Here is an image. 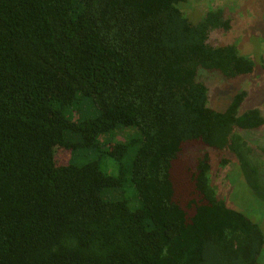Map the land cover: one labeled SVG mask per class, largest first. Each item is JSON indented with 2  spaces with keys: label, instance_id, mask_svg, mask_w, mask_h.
<instances>
[{
  "label": "trees",
  "instance_id": "1",
  "mask_svg": "<svg viewBox=\"0 0 264 264\" xmlns=\"http://www.w3.org/2000/svg\"><path fill=\"white\" fill-rule=\"evenodd\" d=\"M187 1L0 0V264H258L264 231L218 195L210 151L264 200L243 134L264 116L243 91L211 107L198 79L257 62L210 42L222 10L193 22Z\"/></svg>",
  "mask_w": 264,
  "mask_h": 264
},
{
  "label": "rangeland",
  "instance_id": "2",
  "mask_svg": "<svg viewBox=\"0 0 264 264\" xmlns=\"http://www.w3.org/2000/svg\"><path fill=\"white\" fill-rule=\"evenodd\" d=\"M181 8L193 22L200 21L209 9L222 10L224 21L230 27L224 29L221 26L213 29L209 37L210 42L214 45L234 43L241 53L252 55L257 62L253 73L232 78L224 76L217 70H200L198 79L206 83L209 88L210 106L220 111L226 110L233 96L243 91L245 100L241 110L259 108L264 114V0H189L182 3ZM134 132L133 129L121 130L116 138L124 140L126 134ZM243 134L252 152L248 154L249 157H255V162L260 161L259 165L264 169V125ZM210 152L212 182L218 195L224 198L230 207L247 214L264 231V200L252 190L238 158L231 151L211 150ZM192 154L197 158L199 151L196 150ZM56 157L59 162H68L71 152L67 148H58ZM184 159L188 163L195 160L193 155L192 159L189 155ZM80 161L79 159L78 162ZM110 164H113V161ZM177 166L178 169L173 177L176 198L184 205L192 194L187 188L183 175H180L182 165ZM110 171L116 174L117 168L114 167ZM125 192L132 196V203L135 205L131 189L125 188ZM258 264H264V250Z\"/></svg>",
  "mask_w": 264,
  "mask_h": 264
},
{
  "label": "flooded vegetation",
  "instance_id": "3",
  "mask_svg": "<svg viewBox=\"0 0 264 264\" xmlns=\"http://www.w3.org/2000/svg\"><path fill=\"white\" fill-rule=\"evenodd\" d=\"M209 8H210V7H209ZM260 111H261V110H260ZM261 114L264 116V114H263L262 112H261ZM248 131H249V130H248ZM244 150H245V154H246V157H247L248 160H250V161H252V162L256 160L255 157L250 158L249 155H247V154H250V153L252 154V152L250 151V148H249V147H247V148L244 149ZM256 162H257L258 164H260V163H259L260 161L257 160ZM263 170H264V169L262 168V170H261V171H262V179H261L262 183H264V172H263ZM261 171H260V172H261ZM256 195L259 196V197L262 199V197H261L260 195H258V194H256ZM262 200H263V199H262Z\"/></svg>",
  "mask_w": 264,
  "mask_h": 264
}]
</instances>
